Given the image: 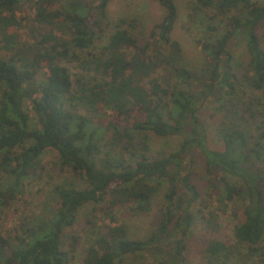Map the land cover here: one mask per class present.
I'll return each instance as SVG.
<instances>
[{"label": "trees", "instance_id": "16d2710c", "mask_svg": "<svg viewBox=\"0 0 264 264\" xmlns=\"http://www.w3.org/2000/svg\"><path fill=\"white\" fill-rule=\"evenodd\" d=\"M23 1L0 0L3 48L11 52L0 56V169L14 180L0 188V206L7 207L15 199L48 148L57 150L61 163L84 176L88 186H57L60 205L50 224L24 230L16 244L0 234V264H68L77 241L73 239L66 250L63 234L76 223L81 207L107 202L108 208L130 204L134 210H148L163 180L169 182V189L161 219L150 236L132 239L124 225H114L87 247L83 264H126L127 255L161 250L160 242L172 232L175 248L161 264H184L195 219L193 207L202 196L190 173L184 172V162L196 152L203 155L206 171L216 181L218 202L228 206L246 199L245 219L234 227L233 237L247 245L249 256L263 255L264 121L257 127L254 143L244 132L233 130L223 135L224 150H214L207 145L199 110L212 97L234 94L239 84L254 91L264 89V46L258 34L264 4L192 0L214 14L227 15V23L220 30L218 22H210L213 16L208 19L205 32L211 37L197 42L208 60L209 74L198 82L199 90H191L185 83L196 77L176 63L182 47L172 35L179 18L175 0H159L166 15L144 44L126 27L127 20L120 19L102 52L89 60L102 74L93 84L75 81L67 63L80 58L71 48L95 47L108 19L110 0L97 5L83 0H33L35 21L52 26L39 40L20 48L12 29L21 26L15 12ZM60 14L71 39L54 33ZM237 39L246 43L250 56L242 77L230 51ZM257 101L243 99L255 118L259 114L251 106ZM149 131L185 138L174 152L152 158L151 145L143 136ZM229 176L239 181L231 182ZM209 214L206 224L215 229L213 211ZM234 249L218 238L210 239L207 247L214 257H228Z\"/></svg>", "mask_w": 264, "mask_h": 264}, {"label": "rangeland", "instance_id": "374dc122", "mask_svg": "<svg viewBox=\"0 0 264 264\" xmlns=\"http://www.w3.org/2000/svg\"><path fill=\"white\" fill-rule=\"evenodd\" d=\"M83 1L92 5L100 3V0ZM175 1L179 7V18L172 35L182 47L176 63L178 67L184 66L189 69L196 77L194 82L185 83L186 87L199 90L198 82L207 79L209 67L205 53L197 40L211 37L210 32H205L211 16L214 17L210 21L212 24L218 22L221 25L219 29H225L227 15L214 14L212 10L204 9L192 0ZM259 1L264 4V0ZM32 5L33 0H24L15 12V17L21 22V26L15 25L16 29L13 28L12 32L17 37L16 46L20 48L39 40L42 37L41 34L47 32L52 26L35 21V10ZM56 9L60 13L59 6ZM107 11L108 19L98 34L95 47L84 51L71 48L72 52H77L80 56L79 59L67 63L75 81L80 78L86 83L93 84L102 79L101 71L89 60L93 54L99 55L102 52L120 19L127 20L126 27H131L139 43L144 44L149 39L154 25L161 22L166 15V8L159 0H110ZM205 18L207 20L203 22ZM61 19V14L55 19L54 33L60 38L71 39ZM258 34L264 46V22L261 23ZM4 44L0 33V56L8 57L11 52L3 48ZM230 51L234 57L233 63L236 64L238 73L242 77L246 73L250 59L246 43L237 39L232 43ZM237 87L234 94H223L220 98L212 97L204 101L199 110L200 120L206 130L207 145L211 149L224 150L223 135L226 132L242 131L251 143H254V136L259 133L257 127L264 121V89L254 91L244 84H239ZM250 98L259 99L251 106L259 114L256 118L250 116V111L243 103V99L249 101ZM167 104L169 105L166 107L169 108L170 102L168 101ZM143 136H146L151 145L149 155L152 158L163 157L174 152L185 138V135L158 136L151 131L144 132ZM184 165V172L190 173L191 180L197 184L202 193L201 201L193 207L195 219L188 238L184 264H264V237L260 243L263 255L254 254L253 256H249L247 245L237 243L233 237L234 227L245 219L246 199H240L236 205L228 203V206L217 201L216 181L207 173L204 157L200 152H196L194 156H186ZM229 179L231 182L239 181L236 176H229ZM13 183V178H8L0 169V188L8 187ZM59 185L81 189L87 187L88 182L84 176L74 173L71 167L61 163L57 150L48 148L39 158L33 173L22 182L21 191L16 193L15 199L7 207L0 206V234L16 244L17 237L22 236L24 230L48 226L60 205L56 190ZM168 189L169 182L163 180L158 192L153 195L148 210H134L130 204L108 208L110 205L107 202H91L81 207L76 223L67 228L63 234L64 249H70L73 239L77 241L76 250L71 253L68 264H83L87 247L114 225H124L129 238L149 237L161 219ZM221 207L224 210H221ZM209 211H213L215 229L206 224V218L212 216ZM175 238L176 234L172 232L160 242L161 250L152 249L137 255H127L125 263L161 264V261L168 256V251L175 248ZM212 238L230 242L235 246L233 253L228 257L212 256L207 250Z\"/></svg>", "mask_w": 264, "mask_h": 264}]
</instances>
